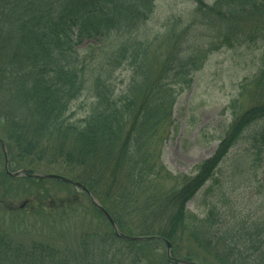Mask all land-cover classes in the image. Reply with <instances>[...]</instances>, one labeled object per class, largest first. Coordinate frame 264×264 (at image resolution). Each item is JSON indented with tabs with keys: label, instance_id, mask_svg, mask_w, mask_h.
Wrapping results in <instances>:
<instances>
[{
	"label": "trees",
	"instance_id": "16d2710c",
	"mask_svg": "<svg viewBox=\"0 0 264 264\" xmlns=\"http://www.w3.org/2000/svg\"><path fill=\"white\" fill-rule=\"evenodd\" d=\"M191 2L188 23L173 18L164 31L142 38L155 0H0V138L9 163L63 165L119 233L142 238L116 236L81 190L100 227L80 231L68 245H26L0 228V264H178L166 252L157 259L164 240L173 259L264 264V192L255 209L242 213L216 177L229 151L264 120V50L258 70L239 83L226 107L232 120L212 155L192 175L172 173L161 160L177 97L208 56L225 46L264 47V0ZM113 39L111 55L89 66L92 99L85 115L74 119L71 107L85 89L87 67L78 48L89 43L98 49ZM121 66L128 77L117 88L112 79ZM251 138L259 156L264 125ZM1 175L9 177L4 170ZM211 181L216 185L206 188L209 201L200 218L187 203Z\"/></svg>",
	"mask_w": 264,
	"mask_h": 264
},
{
	"label": "rangeland",
	"instance_id": "374dc122",
	"mask_svg": "<svg viewBox=\"0 0 264 264\" xmlns=\"http://www.w3.org/2000/svg\"><path fill=\"white\" fill-rule=\"evenodd\" d=\"M213 1L205 0L209 4ZM193 6L191 0H155L154 12L139 30V37H150L152 33L164 31L165 24L173 18L181 19L183 24L188 23ZM197 33L198 31L195 32V37ZM117 43L113 39L98 49L89 46V43H83L78 48L81 63L87 67L83 74L85 89L71 107L74 119L85 115L92 99L89 66H100L111 55ZM263 50V46L254 47L252 44L222 47L211 53L203 67L193 74L191 85L177 97L174 104V122L161 153L162 163L169 171L192 175L195 166L212 155L218 139L232 120L226 107L237 95L239 83L258 70ZM89 58H95L90 65ZM128 71L121 66L114 73L112 82L117 88L126 84ZM262 125L264 120L249 128L246 136L220 163L216 173L218 182L222 185L220 190L229 191L238 200L242 213L252 211L259 200L262 201L260 196L264 192V150L258 156L251 138V132L260 129ZM9 164L11 171L24 168L23 165ZM29 168L36 172L66 175L63 165L59 164L33 163ZM2 170L0 156V172ZM209 184L216 185L213 181L208 182L187 203V209L200 218L205 215L209 201V196H205ZM218 190L215 187V191ZM31 199L35 202L32 208ZM26 201L27 205L20 208ZM99 220L97 213L89 206L86 195L74 185L55 179L35 182L33 178L26 179L23 176H0V228L9 233L13 241L26 245L33 241H53L58 245H68L80 231L100 227ZM162 253H165L164 247L157 252L159 262L162 261Z\"/></svg>",
	"mask_w": 264,
	"mask_h": 264
},
{
	"label": "water",
	"instance_id": "95a60500",
	"mask_svg": "<svg viewBox=\"0 0 264 264\" xmlns=\"http://www.w3.org/2000/svg\"><path fill=\"white\" fill-rule=\"evenodd\" d=\"M0 145H1V148L3 150V156H4V159H5V169H6V151H5V145L4 143L0 140ZM6 172L10 175V176H13V177H16L18 175H24V173L22 171L20 172H14V173H10L6 170ZM37 177H41V178H45V179H56L58 181H62V182H65V183H70L78 188H81L83 189V186L79 183V182H76L70 178H67V177H64V176H60V175H55V174H45V173H37V175H35ZM91 200L93 202V204L96 206V208L103 213V215L106 217V219L109 221V223L112 225L114 231H115V234L116 236L120 237V238H123V239H127V240H140L142 238L140 237H130V236H127V235H124V234H121L119 233L116 228H115V225L113 223V220L110 216V214L91 196ZM165 244H166V253H167V256H168V259L172 262H178V263H182V264H198V263H195V262H190V261H184V260H178V259H172L170 258V244L169 242L165 241Z\"/></svg>",
	"mask_w": 264,
	"mask_h": 264
}]
</instances>
